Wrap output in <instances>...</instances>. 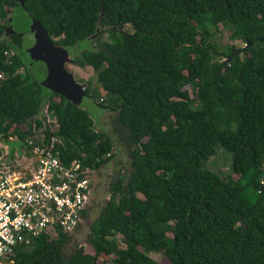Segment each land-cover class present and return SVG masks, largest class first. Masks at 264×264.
<instances>
[{"label":"trees","instance_id":"obj_1","mask_svg":"<svg viewBox=\"0 0 264 264\" xmlns=\"http://www.w3.org/2000/svg\"><path fill=\"white\" fill-rule=\"evenodd\" d=\"M27 6L55 45L96 44L73 60L91 67L105 95L98 103L106 101L115 114L110 133L95 130L85 109L43 92L2 48L0 138L23 140L32 127H43L42 146L58 138L52 152L65 164L76 158L98 169L120 147L129 169L110 179L87 225L92 254L79 244L69 248L86 209L72 232L15 245L9 264H97L99 254L111 264H160L148 251H161L168 264H264V0H29ZM219 25L244 45L220 49L213 39ZM217 144L231 155L235 182L203 166Z\"/></svg>","mask_w":264,"mask_h":264},{"label":"built area","instance_id":"obj_2","mask_svg":"<svg viewBox=\"0 0 264 264\" xmlns=\"http://www.w3.org/2000/svg\"><path fill=\"white\" fill-rule=\"evenodd\" d=\"M43 117L53 130L55 119L44 112ZM42 128L39 134L32 127V135L22 140L23 154L17 156L13 149L8 160L7 146L2 141L18 138H0V264H9L13 247L27 244L30 237L42 233L54 237L57 230L72 232L84 210L89 169L81 167L76 158L63 163L57 151L52 152V143L58 141L56 137H50L48 147L42 146ZM35 155L34 166L24 171ZM16 158L19 166L8 167Z\"/></svg>","mask_w":264,"mask_h":264},{"label":"rangeland","instance_id":"obj_3","mask_svg":"<svg viewBox=\"0 0 264 264\" xmlns=\"http://www.w3.org/2000/svg\"><path fill=\"white\" fill-rule=\"evenodd\" d=\"M124 28L128 31H131L127 25H125ZM229 33L230 32L228 29H225L221 27L220 25L218 26L217 30H215L213 39L220 49L223 48V46H226L229 44H232L237 48L242 47L244 45V43L239 39L231 40L229 38ZM101 39H106L105 32L101 33ZM92 47H96V44L93 42H90L89 39H83L75 43L73 46L66 48V51L68 52V55H73L84 48H92ZM69 58H70L69 62L72 63L73 65L67 64V65H64V68L69 73L72 74L74 81L78 85H82L84 88L86 84L88 83V93L82 95L81 100L78 105L81 108L85 109L88 112V114L93 118L95 130H99V131L101 130V131L110 133L111 132L110 119L114 116L115 112L112 110H108L103 106L106 104V101L103 103H98L99 100L101 102L100 98H104L105 95H104L103 90L100 88L99 83L97 82L95 78V74L92 73V69L90 66L85 65V66L80 67L75 63V61L71 59V57ZM25 60L26 61L28 60L27 57H25ZM25 67H26L25 69L28 75L40 84V80L43 79L46 74L44 64L40 61H33L30 65L28 64L25 65ZM41 87H42L43 92H46L48 90L51 91L50 88H47L43 85H41ZM188 93L190 94V96H192L191 90L189 88H188ZM43 112L44 110H42V114ZM52 127L54 129L55 124H52ZM40 129L41 128H37L36 130L39 134H40ZM115 144L117 145L116 141H115ZM22 147L23 149H25L24 144L22 145ZM14 159L15 157L13 155L12 161ZM15 161L14 163L7 164V166L8 167L19 166L17 164L19 160L16 158ZM203 166L209 170L216 171L223 176L230 177L232 181L234 182L238 179L237 175L231 172L230 153L227 152L219 144H217L215 148V153L211 156V158L209 160L204 161ZM128 169L129 167H128L127 152L124 149L119 147L115 151L114 158L110 160V162L101 169L100 174L98 175L99 179H96V182H95L96 186H95V192H94L95 201L97 200L100 201V204L102 205L104 200L107 198V193L105 191H106V188L110 180L106 181L105 187H101L102 181H104V177L106 178L105 172H109V173L119 172L120 175H124L128 171ZM263 169H264V161H263ZM96 171H94V173ZM244 183H245L244 179L240 181V184H244ZM246 187L243 190V195L247 199L251 200L253 197L254 191ZM95 204L96 203L93 202L91 206H89L88 213H87V219L84 222H82V225L79 228L78 232L76 233V236L74 235L72 237L73 240L71 239L69 248L71 247V245L79 244V246L82 247L84 252L90 253V254L93 253V249L91 248L90 245L86 243L85 238H86L87 225L98 214V207ZM147 255L150 256L155 261L159 262L160 264H168V260L166 259V257L163 255L161 251H148ZM109 259H110V256L99 254L96 256V263L97 264H111Z\"/></svg>","mask_w":264,"mask_h":264},{"label":"flooded vegetation","instance_id":"obj_4","mask_svg":"<svg viewBox=\"0 0 264 264\" xmlns=\"http://www.w3.org/2000/svg\"><path fill=\"white\" fill-rule=\"evenodd\" d=\"M28 1L29 0H3L0 8V50L2 48H6L2 50L1 52L2 56L7 57L12 55L17 57L21 63L17 71L23 74L27 73L25 69L26 68L25 65L27 64L30 65L33 61L42 62L40 58L34 60L35 59L34 56L38 57L39 55H41L42 57H48V53H50L51 51L49 47H42L39 51H34V52L33 51L30 52L28 50L31 48V46L34 45L35 42L34 31H31V27L33 25L32 22L39 23V21L32 15L31 11L28 9L27 6ZM39 25L42 27L40 23ZM43 30L45 29L43 28ZM94 36H96V34L92 35V37ZM48 37L51 43L54 44V40L56 38L50 37L49 35ZM62 48L65 50L67 57L68 58L71 57V59L73 60V56L75 54L68 55L66 48L65 47ZM25 57H27L28 59L27 61L25 60ZM67 64L73 65L69 61L65 62L64 65ZM104 166L98 169H89V176H90V182L88 185L89 192L85 199L84 210L88 209L93 202L96 203L95 205L98 207V210L101 206L100 201L98 200L95 201L94 192L96 186L95 185L96 179H99L98 175L100 174V171ZM94 171H96L95 172L96 174L94 173ZM116 174H119V172H114V173L105 172L106 178L104 177V181H102L101 187H105L106 181L114 178Z\"/></svg>","mask_w":264,"mask_h":264},{"label":"water","instance_id":"obj_5","mask_svg":"<svg viewBox=\"0 0 264 264\" xmlns=\"http://www.w3.org/2000/svg\"><path fill=\"white\" fill-rule=\"evenodd\" d=\"M32 23L33 25L31 27V31H34L35 42L28 50L30 52L39 51L42 47H49L51 50L50 53H48V57H42L41 55L38 57L34 56V60L40 58L45 66L46 74L44 78L40 80V84L50 88L53 92L63 95L67 101L73 103L74 105H78L82 95L84 94V88L82 85H78L74 81L72 74L64 68L65 62L70 61L65 50L62 47L51 43L47 32L43 30L38 22ZM227 59H225L224 62H226ZM2 142L7 146L6 160L10 158L13 149L17 156H21L23 154L21 151V139L3 140ZM36 160L37 155L33 157L29 165L23 170L28 171L32 168Z\"/></svg>","mask_w":264,"mask_h":264}]
</instances>
